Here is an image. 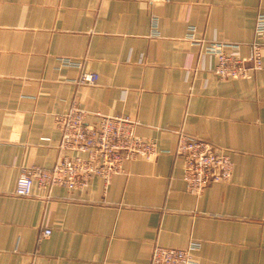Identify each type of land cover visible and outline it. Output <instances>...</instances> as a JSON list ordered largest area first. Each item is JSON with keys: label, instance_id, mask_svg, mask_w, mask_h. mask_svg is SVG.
Instances as JSON below:
<instances>
[{"label": "crops", "instance_id": "1", "mask_svg": "<svg viewBox=\"0 0 264 264\" xmlns=\"http://www.w3.org/2000/svg\"><path fill=\"white\" fill-rule=\"evenodd\" d=\"M260 13L264 0H0V264H149L154 246L189 244L196 264H264ZM256 40L263 68L248 78H217L201 52L218 41L247 58ZM82 73L98 79L82 85ZM73 104L89 122L136 121L162 152L82 192L16 196L23 169L60 158L54 117ZM180 133L229 154L230 182L189 194Z\"/></svg>", "mask_w": 264, "mask_h": 264}, {"label": "built area", "instance_id": "2", "mask_svg": "<svg viewBox=\"0 0 264 264\" xmlns=\"http://www.w3.org/2000/svg\"><path fill=\"white\" fill-rule=\"evenodd\" d=\"M255 35L264 38V13L256 17ZM201 46L204 55L215 58L212 73L221 80L248 78L263 68L262 43L257 40L249 45L247 58L230 51L237 49V44L212 41L204 46L201 43ZM97 79L96 74L82 73L78 83L93 85ZM88 115L84 108L73 104L66 112L54 117L60 134V158L51 168L32 166L23 169L16 180V196H30L33 186L48 192L54 187L82 192L89 187L92 178H100L108 184L113 176L123 172L125 162L153 161L162 152L154 141L136 135L137 122L134 120L97 114V120L89 122ZM173 154L182 161V180L191 195L198 196L210 185L231 180L230 155L203 139L180 133ZM50 234V228H41L38 242ZM195 249L196 244H189L185 249L156 245L149 264H196L192 256Z\"/></svg>", "mask_w": 264, "mask_h": 264}]
</instances>
